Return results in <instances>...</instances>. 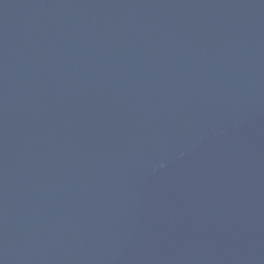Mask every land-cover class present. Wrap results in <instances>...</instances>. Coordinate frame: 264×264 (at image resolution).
I'll return each mask as SVG.
<instances>
[{
  "label": "water",
  "instance_id": "water-1",
  "mask_svg": "<svg viewBox=\"0 0 264 264\" xmlns=\"http://www.w3.org/2000/svg\"><path fill=\"white\" fill-rule=\"evenodd\" d=\"M0 264H264V0H0Z\"/></svg>",
  "mask_w": 264,
  "mask_h": 264
}]
</instances>
